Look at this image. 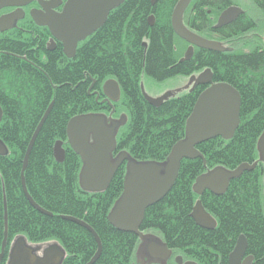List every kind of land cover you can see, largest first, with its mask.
Returning <instances> with one entry per match:
<instances>
[{"label": "trees", "instance_id": "16d2710c", "mask_svg": "<svg viewBox=\"0 0 264 264\" xmlns=\"http://www.w3.org/2000/svg\"><path fill=\"white\" fill-rule=\"evenodd\" d=\"M177 1L161 0L152 6L151 0H125L108 14L100 29L78 44L72 59L62 54L60 45L47 52L49 31L35 25L28 15L18 29L0 35V141L7 150L0 156V247L5 203L7 246L22 237L27 246L38 248L39 254L56 244L64 253L61 264H86L96 252V243L86 229L62 218L72 217L98 236L101 253L94 264H134L142 240L117 231L107 222L108 212L123 189L126 163L118 168L107 190H82V164L67 144V123L78 115L100 113L107 121L118 123L113 158L125 152L135 162L164 164L171 147L184 139L186 119L206 87L198 86L153 107L141 94V76L162 82L210 69L213 83L229 84L239 93V125L230 140L215 138L196 146L205 165L200 159L183 160L173 187L160 202L146 209L139 230L146 233L147 242L164 244L202 264H227L238 236L243 234L254 264H264V162L257 151L264 130V47L260 38L264 13L260 10L251 16L263 21L262 25L239 18L212 31L210 25L233 0H193L185 11L184 24L209 39L223 40L220 43L226 50L195 49L189 61L178 63L174 47L176 41H182L174 35L170 22ZM150 15L152 26L148 24ZM254 31L257 33L250 39L244 38L246 32ZM242 46L248 48L247 53L237 52ZM230 47L233 51L227 52ZM108 79H114L121 92L112 117L106 103H99L101 87ZM97 94L100 98L96 101ZM51 102L23 173L28 194L49 216L27 201L21 170L30 139ZM57 141H62L65 149L62 163L53 157ZM255 161V169L230 181L221 196L194 194L192 187L199 175L218 167L232 171ZM197 200L215 219V229L204 230L191 219ZM141 252L142 259H147Z\"/></svg>", "mask_w": 264, "mask_h": 264}, {"label": "water", "instance_id": "95a60500", "mask_svg": "<svg viewBox=\"0 0 264 264\" xmlns=\"http://www.w3.org/2000/svg\"><path fill=\"white\" fill-rule=\"evenodd\" d=\"M125 0H66L63 4L59 0H0V11L6 8H15L7 15L0 16V32L12 29L18 20L23 18V7L36 2L38 10L30 11V18L39 27L48 29L51 40L48 50H52L55 41L62 46L63 54L67 59L75 56L79 43L100 29L106 22L108 14L118 8ZM159 0H152L155 5ZM192 0H178L171 14V28L175 35L188 43L189 47L180 62L189 60L194 48L224 52L226 49L217 41L206 40L189 30L184 22V13ZM62 5L61 11L55 10ZM241 11L229 7L222 11L217 19L215 28H222L233 22ZM152 24V18L148 19ZM264 47V36L261 38ZM187 85L192 88L206 86L198 95L191 114L185 122V137L176 142L170 149L166 163L135 162L129 160L125 152H120L115 158L112 153L115 150V133L118 123L114 120L107 121L101 114L78 115L70 119L66 126V137L69 148L75 153L82 164L79 173V185L85 192H103L109 187L118 168L126 163V176L123 181L122 194L113 209L108 221L119 232L130 233L137 236L142 243L139 246L148 258L164 260L169 251L166 246L155 241H146L142 236L140 226L147 208L160 202L173 187L183 160L200 159L203 156L196 146L215 138L230 140L238 125L240 111V95L236 89L226 83H213L212 73L209 69L192 75ZM146 102L153 107H159L170 97V93H164L159 97L151 98L144 88H140ZM103 95L107 104L116 102L120 98V88L114 79H108L102 86ZM53 102L46 109L42 119L37 125L23 159L21 171L22 191L29 204L38 212L51 215L40 208L28 194L23 173L34 141L47 118ZM2 110L0 108V120ZM62 142L57 141L53 147V157L57 163H62L65 151ZM259 158L264 162V130L257 142ZM6 148L0 141V156L6 155ZM253 165L241 164L232 171L221 167L215 168L207 174L199 175L192 187L195 195L202 196L205 191L214 196H221L227 189L230 181L238 178L244 172L252 171ZM190 217L198 227L204 230H213L216 221L203 208L201 201L197 200L192 208ZM65 220L76 223L86 229L96 243V252L87 264H94L101 253V243L96 233L83 222L72 217H62ZM7 226H4V239L1 247L0 262L4 255L6 244ZM247 240L240 236L234 249L228 256L229 264H251L252 258L242 262L246 253ZM38 248L27 246L22 237H18L9 255L7 264H61L64 258L63 251L56 245L45 248L41 255Z\"/></svg>", "mask_w": 264, "mask_h": 264}, {"label": "flooded vegetation", "instance_id": "af4514ba", "mask_svg": "<svg viewBox=\"0 0 264 264\" xmlns=\"http://www.w3.org/2000/svg\"><path fill=\"white\" fill-rule=\"evenodd\" d=\"M240 2V5L242 6V9H243V14H245V17L243 18V20H246L247 19V22L250 23L251 25H254V26H259V25H262L263 24V21L261 20H258V21H255L254 19L251 18V14L253 15V10H257V11H260L262 10L263 13H264V0H238ZM230 7V6H229ZM228 7V8H229ZM39 9V6L37 5L36 2H33L31 4H29L28 6L26 7H23L22 10H23V18L21 20H18L15 24V26L13 27V29H18L19 28V23L24 20L26 18V16L28 15L30 17V11L31 10H38ZM227 9V8H226ZM15 10V8H6V9H3L0 11V16L2 15H7L11 12H13ZM56 12H60L61 11V6L59 8H57L55 10ZM224 11V10H223ZM219 17V15H218ZM218 17H216V19L214 20V23H217V19ZM241 16H239L238 18H236L233 22H231L230 24L236 22ZM31 19V18H30ZM211 20H213V17H210ZM254 20V21H252ZM33 22V21H32ZM34 23V22H33ZM228 24V25H230ZM226 25V26H228ZM224 26V27H226ZM39 27V26H38ZM22 32L23 33H29L28 31H25L24 29H22ZM50 40H51V36L49 37L48 39V42L46 44V47L48 46V44H50ZM219 42H222L223 40H218ZM57 45H60L58 42L55 41V46L53 47L52 51H54L56 48H57ZM51 51V52H52ZM48 52V51H47ZM22 59H25V58H22ZM104 84V83H103ZM93 85H94V82L91 84V86L89 87L88 89V94L90 93L91 89L93 88ZM103 86V85H102ZM198 86H196L195 88L191 89L192 86L191 85H184L182 88H184L185 90H188L190 92H193ZM101 92H102V87H101ZM96 93V92H94ZM121 94V93H120ZM102 98L100 100V104H104L106 103L107 107H110L108 104H107V101L103 95V92H102ZM100 98V95H96L95 97V100L97 101L98 99ZM120 99V98H119ZM119 101V100H118ZM116 101V102H118ZM114 105V104H113ZM112 105V106H113ZM258 164V162H257ZM256 164V166H257ZM255 166V167H256ZM255 169V168H254ZM253 169V170H254ZM228 187V186H227ZM205 192H208V191H205ZM204 192V193H205ZM213 195V194H212ZM211 216V215H210ZM212 217V216H211ZM213 218V217H212ZM214 219V218H213ZM215 220V219H214ZM217 225V223H216ZM215 229V228H214ZM247 240V239H246ZM234 249V248H233ZM232 252V251H231ZM230 252V253H231ZM229 256V255H228ZM251 257L252 258V262L251 264H254V258L252 255L248 254L247 253V249H246V253L244 254L243 258H242V262L244 260H248V258ZM134 264H202L200 261L198 260H195V259H191L189 258L186 254H184V252H171L170 254H168L167 258L164 259V260H153V259H150V258H144V259H134ZM227 264L228 263V258H227ZM247 264V262H246Z\"/></svg>", "mask_w": 264, "mask_h": 264}, {"label": "bare ground", "instance_id": "6f19581e", "mask_svg": "<svg viewBox=\"0 0 264 264\" xmlns=\"http://www.w3.org/2000/svg\"><path fill=\"white\" fill-rule=\"evenodd\" d=\"M59 1H61V0H59ZM66 1V0H65ZM65 1H62V3L64 4L65 3ZM152 1V0H151ZM159 1H161V0H159ZM158 1V2H159ZM193 1V0H192ZM191 4V3H190ZM152 6H154V5H152ZM60 7V6H59ZM189 7V6H188ZM230 7H234V8H237V9H239L240 11H241V13H240V15L239 16H241L240 18H244L245 17V14H243L244 12H243V9H242V6L240 5V2L238 1V0H233V3L230 5ZM61 8H62V5H61ZM174 9V8H173ZM173 9H172V11H173ZM171 14H172V12H171ZM220 15V14H219ZM238 16V17H239ZM218 17V16H217ZM237 17V18H238ZM149 18H152V24L150 25L149 23V25L150 26H152L153 25V23H154V18H153V16L152 15H150L149 16ZM148 18V19H149ZM213 21V20H212ZM215 25H216V23H214V21H213V23L210 25L211 27V29H212V31H214V30H218L219 28H215ZM186 26V25H185ZM187 27V26H186ZM188 28V27H187ZM189 29V28H188ZM10 30H13V28L12 29H10ZM10 30H7V31H2V32H0V35L1 34H4V33H7V32H9ZM190 30V29H189ZM192 31V30H191ZM96 32V31H95ZM192 32H194V31H192ZM174 33V32H173ZM194 33H196L197 35H199L200 37H202L203 39H206V40H211V41H217V40H214V39H209V38H211L210 36H208L207 34H205V33H199V32H194ZM206 33H208V34H210L209 32H206ZM255 33H257V31H254V32H246V34L244 35V38H251V36H253ZM174 35H175V33H174ZM211 35H214V33H211ZM176 36V35H175ZM264 36V33H263V35H261L260 36V38H262ZM177 37V36H176ZM178 38V37H177ZM179 39V38H178ZM181 40V39H180ZM262 40V39H261ZM182 42H179V41H176V44H175V47H174V49H175V53H177L178 54V44H183L184 45V51L181 53V55H178V60H177V62L178 63H183V62H186V61H183V62H180V60L184 57V54H185V52L187 51V49H188V47H189V45H188V43H186L185 41H183V40H181ZM218 43H220L219 41H217ZM221 44V43H220ZM147 45V43L146 42H144L143 43V46H146ZM50 46V44H48V46L46 47V50L48 51V52H51L52 50H48V47ZM61 46V45H60ZM195 49H198V48H194V50H193V55H194V51H195ZM61 50H62V46H61ZM200 50H202V49H200ZM233 51V48H228V51L227 52H232ZM225 52V51H224ZM237 52H243V53H247L248 52V48H245V47H241V48H239L238 50H237ZM217 53H223V52H217ZM62 54H63V51H62ZM64 55V54H63ZM193 55H192V57H193ZM65 56V55H64ZM191 57V58H192ZM190 58V59H191ZM189 59V60H190ZM44 60H47V58H45ZM189 60H187V61H189ZM206 69H204L203 71H205ZM210 70V69H209ZM203 71H199V72H195V73H193V74H191V75H189V76H186V78L188 77H190V76H192V75H198L199 73H201V72H203ZM211 71V70H210ZM143 76H146V74H143L142 76H141V80H140V84H139V88H141V86L144 88V84H143V82H142V78H143ZM148 77V76H147ZM149 78V77H148ZM176 78H181V79H185V76H180V75H178V76H174V77H172V78H170V79H168V80H172V79H176ZM150 79V78H149ZM152 80V79H151ZM168 80H165V81H162V82H166V81H168ZM107 81V80H106ZM153 81V80H152ZM162 82H160V83H162ZM187 85V83L185 84V86ZM188 86V85H187ZM141 90V89H140ZM188 92H190V91H188V90H185L184 88H182V86H180V87H178V88H176L175 90H170V91H167V92H165V93H170V97L167 99V100H169V99H172V98H176V97H178V96H181V95H183V94H185V93H188ZM105 97V96H104ZM159 97V96H158ZM198 97V96H197ZM106 99V98H105ZM197 99V98H196ZM241 99V98H240ZM166 100V101H167ZM108 102V101H107ZM195 102H196V100H195ZM115 103H117V102H111V106L109 107L110 108V110L107 112V114H108V116L109 117H112V114H114L115 113V109H114V105L113 104H115ZM195 104V103H194ZM194 104H193V107H194ZM50 105V104H49ZM113 105V106H112ZM161 106V105H160ZM193 107H192V109H193ZM1 108V107H0ZM192 109H191V112H192ZM2 110V109H1ZM191 112H190V114H191ZM92 114H100V113H92ZM189 114V115H190ZM44 115V114H43ZM121 115H123V114H121ZM120 115V116H121ZM189 117V116H188ZM1 119H2V117H1ZM187 120V119H186ZM1 121V120H0ZM62 142V141H61ZM62 145H63V142H62ZM63 147V146H62ZM64 149V148H63ZM27 150V149H26ZM64 151H65V149H64ZM199 152V151H198ZM25 153H26V151H25ZM169 154V153H168ZM25 155V154H24ZM65 158V157H64ZM24 159V158H23ZM182 162V161H181ZM255 162H257V161H255ZM254 162V163H255ZM254 163H252L251 165H253ZM27 164H28V162H27ZM181 164V163H180ZM204 165H205V163H204ZM249 165V164H248ZM22 166H23V161H22ZM26 167H27V165H26ZM26 169V168H25ZM22 171V170H21ZM25 171V170H24ZM250 172V171H249ZM241 176V175H240ZM239 176V177H240ZM238 177V178H239ZM235 179H237V178H235ZM262 186H264V179L262 178ZM24 194V193H23ZM121 194H122V192H121ZM121 194L119 195V197L116 199V201L114 202V204L112 205V207L110 208V210H109V212H108V215H107V222H108V224L109 225H111L110 223H109V221H108V216H109V214H110V212H111V210L113 209V207H114V205L116 204V202L118 201V199L120 198V196H121ZM4 226H5V223H6V208H5V203H4ZM6 226H7V224H6ZM112 226V225H111ZM142 233V236L145 238V234L146 233H144V232H141ZM240 236H243V237H245V235H243V234H241V235H239L238 236V238L240 237ZM6 238H7V236H6ZM237 238V239H238ZM246 238V237H245ZM3 239H4V231H3ZM3 239H2V243H3ZM16 240V239H15ZM15 242V241H14ZM14 242L12 243V245H11V243L7 246V239H6V244H5V248H4V255H3V258H2V260H5V264H7L8 263V260H9V255H10V250H11V248H12V246H13V244H14ZM2 243H1V247H2ZM164 245V244H163ZM164 246H166V245H164ZM1 247H0V253H1ZM166 248H167V250L169 251V254L171 253V252H178V250H172V249H170V248H168L167 246H166ZM142 257H143V254H142V252H141V250L139 249V248H137L136 249V252H135V259H137V260H139V259H142ZM2 260H1V262H2ZM0 262V263H1ZM89 262V261H88ZM87 262V263H88ZM86 263V264H87Z\"/></svg>", "mask_w": 264, "mask_h": 264}, {"label": "rangeland", "instance_id": "374dc122", "mask_svg": "<svg viewBox=\"0 0 264 264\" xmlns=\"http://www.w3.org/2000/svg\"><path fill=\"white\" fill-rule=\"evenodd\" d=\"M257 13L260 12H258L257 10H253V15ZM250 14L251 16H253L252 13ZM183 51H184V45L178 44V55H181ZM142 82L144 84L145 93L151 98H156L158 96H161L167 91L175 90L180 86L183 87L186 83H188V77L187 78L185 77V79L176 78L160 83V82L152 81L147 76H143Z\"/></svg>", "mask_w": 264, "mask_h": 264}]
</instances>
